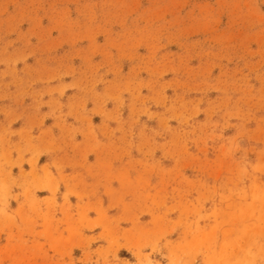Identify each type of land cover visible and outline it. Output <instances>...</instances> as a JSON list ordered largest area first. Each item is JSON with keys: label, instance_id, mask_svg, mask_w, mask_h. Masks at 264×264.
I'll use <instances>...</instances> for the list:
<instances>
[{"label": "rangeland", "instance_id": "1", "mask_svg": "<svg viewBox=\"0 0 264 264\" xmlns=\"http://www.w3.org/2000/svg\"><path fill=\"white\" fill-rule=\"evenodd\" d=\"M0 264H264V0H0Z\"/></svg>", "mask_w": 264, "mask_h": 264}]
</instances>
